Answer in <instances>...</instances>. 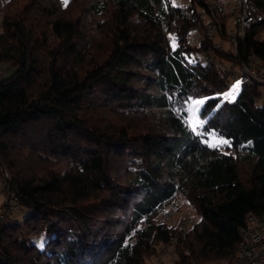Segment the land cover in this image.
<instances>
[{"label":"trees","instance_id":"trees-1","mask_svg":"<svg viewBox=\"0 0 264 264\" xmlns=\"http://www.w3.org/2000/svg\"><path fill=\"white\" fill-rule=\"evenodd\" d=\"M246 3L233 57L187 42L205 0H0V169L26 209L0 224V264H165L172 239L173 264L232 263L247 216L264 217V97L220 96L223 66L264 61V0ZM199 98L193 134L181 112ZM177 195L187 229L159 219Z\"/></svg>","mask_w":264,"mask_h":264},{"label":"built area","instance_id":"built-area-1","mask_svg":"<svg viewBox=\"0 0 264 264\" xmlns=\"http://www.w3.org/2000/svg\"><path fill=\"white\" fill-rule=\"evenodd\" d=\"M208 7L209 15L208 20L197 23L200 32V41L213 39L215 34H218L226 40L230 45L227 51L219 43H215L217 50H223L225 54L236 56V51L239 41H242L246 33L250 30L255 18L248 12L246 0H205ZM232 18L233 27H227L224 23L222 25L221 17L226 14ZM264 31L262 36L259 37L260 41H264ZM175 38V30H171L166 34L167 41H172ZM203 58L213 63L215 59L210 53L203 54ZM241 68L237 71L236 82L239 85V90L244 86L257 84L262 87L260 96L264 97V61L260 60L257 56L249 55L246 62L241 64ZM0 71V76H2ZM189 116L186 117L189 127L193 134H198L201 125L197 122H190ZM195 129V130H193ZM10 196H13L11 192ZM10 204L6 205L5 220L11 214L12 210L16 207L15 202L9 201ZM191 214L190 210H186L179 217V222L185 224ZM3 216H0V220ZM163 222L169 219V214L161 215L160 218ZM182 225V226H183ZM240 241L237 245L236 254L231 264H264V217L249 214L246 218V224L239 228ZM174 250V239L160 247L161 255L167 256Z\"/></svg>","mask_w":264,"mask_h":264},{"label":"rangeland","instance_id":"rangeland-1","mask_svg":"<svg viewBox=\"0 0 264 264\" xmlns=\"http://www.w3.org/2000/svg\"><path fill=\"white\" fill-rule=\"evenodd\" d=\"M171 3L176 5V6L186 7L188 5V0H171ZM195 11H196L195 15L197 17H201L199 19L200 22L201 21L205 22L206 20H208V15L203 13L202 9H200L199 7H196ZM224 15H225V17L223 19V22L225 23V25L227 27H233L232 26L233 22L231 20L232 18H230V16H228V13H227V16H226V14H224ZM99 20L101 21L102 18H100ZM0 31H1V27H0ZM200 32H202V28H201V30H199L198 27H195L188 32L187 42L191 46L198 45V42L200 41V38H201ZM206 42H210L214 50H217L215 48V43L221 44L223 46V49H225L227 51L230 49L229 43H227L226 40H224L223 37L218 35V34H215L213 36V39L207 40ZM218 51L219 52H225L223 50H218ZM241 66L242 65H234L231 63H228L227 66H223L224 68H226L228 70V74H229V86H228V89L225 92H223V95H225L224 98H226V100H231L233 97V95L229 96L228 93L233 92V87L235 85H237V82H236L237 71H239ZM0 71H2L3 76H8L11 74L12 69H5L4 67H0ZM261 90H262V87L258 86V88H257L258 96H260L259 94H260ZM260 97L262 98L263 96H260ZM195 100H202L203 101L204 98L195 99ZM193 101L194 100L189 102L185 111L187 113V116H189L192 119L193 123L197 122L199 124H202L203 120H200L198 118V115L196 116V114L199 112V110L201 108V104L194 105ZM191 109H194V111ZM188 125H189V123H188ZM220 141H225V139L220 138V137L215 136V135H208L207 142L209 145H215V146L223 147L224 144L220 143ZM10 180H11L10 171L7 168L2 167L0 169V216L2 215L3 218L0 220V224L5 221L4 215L7 211V210H5L6 205L10 204L9 201L15 202V200L13 199V196L12 197L10 196V194L12 192V190L8 184ZM186 210H190L188 203L180 195H177L175 197V199L173 200V202L165 209V211L159 215V219L161 218V215L169 214V219L167 220V222H169L170 224H175L176 222L179 221V217H180L181 213H183ZM12 212H13L12 218L15 220H19V219H22V217L25 215L26 209L22 208V207H17V208L15 207L12 210ZM9 215H11V214H9ZM197 220H198V216L195 214V212L191 211V214L188 218V221L184 225L183 224H181V225H183L184 229H187ZM156 259L157 258H154L151 262L147 261L146 264H151V263L157 264ZM160 259L162 260V262H165V264H173L174 261L176 260L175 251L173 250L167 256L161 255V252H160ZM204 264H214V263H204Z\"/></svg>","mask_w":264,"mask_h":264},{"label":"snow or ice","instance_id":"snow-or-ice-1","mask_svg":"<svg viewBox=\"0 0 264 264\" xmlns=\"http://www.w3.org/2000/svg\"><path fill=\"white\" fill-rule=\"evenodd\" d=\"M66 2H67V0H65V3H66ZM238 87H239L238 84L235 85V86L233 87V92L237 91V90H238ZM228 95H229V96H232V93H229ZM232 98L234 99V96H233ZM202 103H203L202 100H194V101H193V104H194V105H199V104H202ZM191 110L194 111V109H191ZM193 130H195V129H193ZM220 143L227 144L228 142L225 140V141H220ZM212 146H215V145H212ZM41 246H42V245H41Z\"/></svg>","mask_w":264,"mask_h":264},{"label":"crops","instance_id":"crops-1","mask_svg":"<svg viewBox=\"0 0 264 264\" xmlns=\"http://www.w3.org/2000/svg\"><path fill=\"white\" fill-rule=\"evenodd\" d=\"M238 91H239V88H238V90L237 91H235V92H229V93H232V95L234 96V98H235V96L237 95V93H238ZM228 93V94H229ZM220 96L222 97V100H226V98H224V96L225 95H223V93L222 94H220ZM200 99V98H199ZM204 101V100H203ZM228 101H233V98L231 99V100H228ZM202 105V104H201ZM199 113V112H198ZM198 113L196 114V116L198 115ZM190 120L192 121V119L190 118Z\"/></svg>","mask_w":264,"mask_h":264},{"label":"water","instance_id":"water-1","mask_svg":"<svg viewBox=\"0 0 264 264\" xmlns=\"http://www.w3.org/2000/svg\"><path fill=\"white\" fill-rule=\"evenodd\" d=\"M181 114H182L185 118L187 117V113H186L185 110H183V111L181 112Z\"/></svg>","mask_w":264,"mask_h":264}]
</instances>
